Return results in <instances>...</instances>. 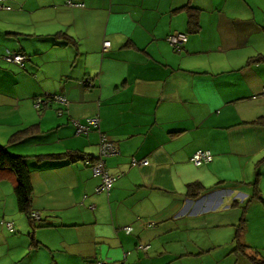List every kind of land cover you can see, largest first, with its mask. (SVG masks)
Instances as JSON below:
<instances>
[{
  "label": "crops",
  "instance_id": "1",
  "mask_svg": "<svg viewBox=\"0 0 264 264\" xmlns=\"http://www.w3.org/2000/svg\"><path fill=\"white\" fill-rule=\"evenodd\" d=\"M7 5L0 145L27 157L40 220L28 227L17 177L0 169V249L10 256L0 264L264 262L244 207L257 195L264 203V0ZM177 33L188 35L181 50L168 42ZM9 52L25 55V68ZM90 119L98 126L79 135L76 123ZM103 135L115 154L103 157ZM199 151L214 160L194 165ZM100 159L115 179L107 192L93 170ZM194 183L205 188L198 198Z\"/></svg>",
  "mask_w": 264,
  "mask_h": 264
},
{
  "label": "built area",
  "instance_id": "2",
  "mask_svg": "<svg viewBox=\"0 0 264 264\" xmlns=\"http://www.w3.org/2000/svg\"><path fill=\"white\" fill-rule=\"evenodd\" d=\"M9 0H0V12L5 10H10L11 8L7 5V2ZM188 41V35L183 33H177L174 35L169 36L168 42L177 50H181L184 46V44ZM105 47L109 48L110 43H105ZM8 63L10 64H17L22 68H25V65L28 61L27 57L22 54H16L9 52L5 57H3ZM1 59V58H0ZM55 100L62 103L63 105L67 104V100L64 97H54ZM263 98H264V92H263ZM42 106L41 99H38L36 101V107L39 109ZM99 121L97 119H90L87 121V124L83 125L80 123H76L77 126V133L79 135H88L91 131L92 127H97ZM102 142V154L103 157L113 155L116 153L115 145L110 143L106 136H102L101 138ZM214 160V156L211 153V151H199L197 152L192 159V162L194 165L200 167L204 164H209ZM134 165L141 164L144 166H147L149 163L148 161L144 162H138L136 160L133 161ZM94 173L102 178V185L98 189V191H110L112 188L113 183L115 182V179L112 178L108 170L106 169L104 165V161L100 159L96 164L93 165ZM10 229H13V226L11 224L8 225ZM132 229H128V232H131ZM89 264H110L106 263L104 261H92Z\"/></svg>",
  "mask_w": 264,
  "mask_h": 264
},
{
  "label": "trees",
  "instance_id": "3",
  "mask_svg": "<svg viewBox=\"0 0 264 264\" xmlns=\"http://www.w3.org/2000/svg\"><path fill=\"white\" fill-rule=\"evenodd\" d=\"M193 11L195 10L192 9V12ZM195 16V14L191 13V18L193 20H195ZM17 136L13 137L12 140L18 139ZM0 169L10 170L16 175L17 184L15 187V194L17 197L19 210L27 217L30 224L34 227V224L37 225L35 221H39L40 218L33 211L32 171L30 169L27 157L15 156L10 153L6 146L0 145ZM188 189L190 196L193 198H198L201 193L205 192V188L200 183L191 184ZM257 196L256 198L261 199L259 195ZM260 264H264V262H260Z\"/></svg>",
  "mask_w": 264,
  "mask_h": 264
},
{
  "label": "rangeland",
  "instance_id": "4",
  "mask_svg": "<svg viewBox=\"0 0 264 264\" xmlns=\"http://www.w3.org/2000/svg\"><path fill=\"white\" fill-rule=\"evenodd\" d=\"M11 152H13L12 149H11ZM12 188H13V192H14L15 191L14 190V187H12ZM251 189L253 190L254 189V186H251ZM243 203L244 202L241 201V204H243ZM251 204H252V208L250 210L251 211V217H252L251 228H252V232H254V234H251L250 235V238L254 242V245H252V247H254L253 252L256 253V254H258V256H260V258L264 260V224H263L264 217H263V219H261V214H260V209H263L264 210V203L259 198L258 199L252 198V199H249L246 202V204H245L244 207H247V206H249ZM18 208H19V206H17V209ZM24 219H25L28 227H30V228L37 227L35 224H34V227H32L31 225H29L30 222L27 221L26 216H24ZM3 222L6 224V226L8 227V229L10 231V228L8 226V223L9 222L8 221H5V220ZM4 223L2 225H4ZM11 231L13 233H15V230L14 229L13 230L11 229ZM28 233L26 235H28ZM213 252L214 251H212V253ZM0 260H10V256H9V253H8V250L7 249L6 250L3 249V248L0 249Z\"/></svg>",
  "mask_w": 264,
  "mask_h": 264
}]
</instances>
